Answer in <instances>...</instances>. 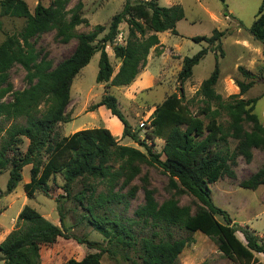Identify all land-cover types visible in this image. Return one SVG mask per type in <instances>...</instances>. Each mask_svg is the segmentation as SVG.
Here are the masks:
<instances>
[{
    "label": "trees",
    "instance_id": "1",
    "mask_svg": "<svg viewBox=\"0 0 264 264\" xmlns=\"http://www.w3.org/2000/svg\"><path fill=\"white\" fill-rule=\"evenodd\" d=\"M68 3L69 0H53L48 6L37 3L31 12L24 0H0V18L24 20L18 33L7 35L0 43V117L24 120L23 124L14 122L0 143V173L8 172L6 193L15 190L22 180V169L27 165L31 166L29 181L23 185V190L28 198L36 190L47 195L45 186L55 175L62 176L64 193L55 199L60 226L48 224L28 205L21 209L15 220V231L0 244L2 264H39L41 245L57 238L69 239L70 235L63 228L62 204L63 199L69 198L84 209L87 224L112 246L137 250L142 264H176L179 254L192 243L190 238L155 241L145 237L138 242L130 227L117 218L95 212L110 203L127 205L129 198L135 195V188L123 194L114 192L113 186L121 178L124 185L129 184L140 173V165L160 168L168 175L169 186L194 198L198 207L192 213L191 208L179 205L174 198L158 204L152 190L144 189V203L134 211L138 221L151 222L153 226L177 227L190 233L199 232L214 239L225 258L239 264H263L254 254L264 256V230L259 238L247 226L234 227L229 214L212 202L209 188L228 171V163H234L238 156L249 162L253 149L264 152V125L253 112L257 98H238L251 88L254 75L238 67L243 77L236 82L239 93L223 99L214 89L219 76L216 62L198 90L204 105L195 115L176 94L166 97L154 110L144 134L150 141L155 138L164 140L161 150L164 160L131 129L117 106L116 98L108 93L91 106L90 111L104 106L123 127L122 137L130 138L145 152L119 144L103 127L59 136L57 125L69 121L66 108L70 102L72 81L95 53H99L96 83L128 86L146 66L151 49L160 56L157 34H176V23L184 16L182 7L177 4L163 7L157 0H124L121 11L113 15L107 29L96 25L89 32L77 34L75 28L87 24V20L80 16V3L67 9ZM122 23L126 24L127 33L123 43H118V27ZM48 32H54L63 43L76 40L72 53L53 68L49 61L39 58L32 43L34 38ZM249 32L261 43L264 58V0ZM224 34L215 29L209 37L194 36L191 40L207 43L212 51L217 50L222 56L221 38ZM106 45L112 47L114 58L120 63L115 74L105 51ZM206 53L207 48H203L182 59L177 76L180 83L191 77L193 67ZM15 65L25 71L27 83V87L17 91L9 80V71ZM7 95L11 99L4 102ZM222 116L227 117L225 125ZM2 132L0 126V135ZM230 139L237 142L232 152L215 150L219 143L226 144ZM24 140L28 143L21 152L19 147ZM94 181L106 182L108 194L97 195ZM77 184L81 189L73 194ZM260 185H264V165L240 182V187L251 190ZM216 217H221L224 223ZM237 231L245 243L237 238ZM78 243L92 247L94 242L81 238ZM64 264H101L100 253L87 254L78 261L69 259Z\"/></svg>",
    "mask_w": 264,
    "mask_h": 264
},
{
    "label": "rangeland",
    "instance_id": "2",
    "mask_svg": "<svg viewBox=\"0 0 264 264\" xmlns=\"http://www.w3.org/2000/svg\"><path fill=\"white\" fill-rule=\"evenodd\" d=\"M32 12L37 3L48 6L53 0H24ZM163 7L180 5L183 9V18L176 23V34L170 32L158 33L160 56L151 49L146 66L137 75L132 84L124 87L109 86L105 83H96L95 77L98 70L99 53H95L90 62L83 67L74 77L70 87V102L66 108V123H59L56 131L59 136H67L81 129L103 127L119 141V144L134 147L142 152L145 150L128 137H122L123 127L116 117L100 106L90 111L105 94L113 95L117 100V106L125 116L131 129L151 147L153 153L160 154L164 140L155 138L150 141L145 138L146 127L156 107L169 95L176 94L182 98L183 104L191 114H196L203 107V98L198 94L200 85L205 80L217 62L219 76L214 87L216 93L223 99L239 93L237 81L243 80L238 72V67L250 71L254 75V83L248 91L240 95V99L257 98L254 113L259 122L264 125V58L262 45L250 34V27L256 17L262 0H157ZM81 4L80 16L87 20V24L75 28V33H86L93 30L94 26L102 25L106 29L111 18L120 12L124 0H69L67 9H73ZM69 16V15H68ZM24 25L21 18H0V43L7 35L18 33ZM117 42L123 43L127 26L119 25ZM225 32L221 38L223 55L219 56L217 50L212 51L207 43H196L191 40L194 36L209 37L213 30ZM121 33V38L119 35ZM101 37V35L99 36ZM34 49L39 58H44L51 63L52 68L67 58L73 51L76 40L67 43L60 42L54 32H48L32 40ZM207 48V53L192 69V75L185 82L177 79L181 69L182 59L191 57L201 49ZM110 64L114 74L119 68V61L114 58L112 47L106 45ZM9 80L14 90H22L27 87L25 71L18 65L9 71ZM10 95L3 101H10ZM226 116H222L225 125ZM23 124L24 120H6L0 117V126L3 132L1 140L5 137V131L13 123ZM207 123V120H204ZM27 140L19 147L24 152ZM237 145L236 141L229 140L226 144L219 143L215 150L232 152ZM264 165V152L260 149L252 150V159L246 162L238 156L234 163H228V171L214 184H210L212 202L225 210L234 227H245L254 232L259 238L264 230V185L256 189L240 187V182L247 179ZM30 165L22 169V180L11 193H6L8 172L0 173V244L7 236L15 231V220L21 209L28 205L34 208L48 224L60 226L55 199L63 195V179L61 175H55L45 186L47 195L36 190L28 198L23 190V185L29 181ZM232 173V175L230 174ZM96 194H108V184L104 181H94ZM135 188V195L129 198L127 205L124 203H110L95 212L100 215H109L117 218L123 225L132 229L139 242L142 238L158 240H177L190 238L189 244L179 254L176 264H239L225 258L217 247V242L199 232L190 233L177 227L164 225L153 226L151 222L138 221L134 211L144 203V189L152 190L155 201L174 198L181 206H188L192 213L197 210L198 203L191 196L175 191L169 186L168 175L160 168L149 165H140V173L127 185L123 178L113 186L114 192L127 193ZM81 189L79 184L73 188V194ZM96 196V195H95ZM64 229L70 238L64 240L57 238L54 242L40 246L41 260L39 264H64L69 259L81 260L90 253H100L101 264H142L139 253L134 249H121L109 244L102 235L94 231L83 217L84 209L73 199H63ZM216 219L224 223L221 217ZM155 234V235H154ZM236 236L245 243L242 234L237 231ZM84 238L94 242L92 247L78 243V239ZM258 261L264 264L262 254H254ZM1 257V253H0ZM2 264V261H0Z\"/></svg>",
    "mask_w": 264,
    "mask_h": 264
},
{
    "label": "built area",
    "instance_id": "3",
    "mask_svg": "<svg viewBox=\"0 0 264 264\" xmlns=\"http://www.w3.org/2000/svg\"><path fill=\"white\" fill-rule=\"evenodd\" d=\"M119 34V33H118ZM119 38H121V33H120V35H119Z\"/></svg>",
    "mask_w": 264,
    "mask_h": 264
}]
</instances>
